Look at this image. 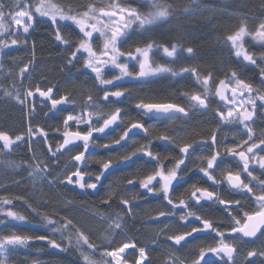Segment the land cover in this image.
<instances>
[{
    "label": "snow or ice",
    "instance_id": "obj_1",
    "mask_svg": "<svg viewBox=\"0 0 264 264\" xmlns=\"http://www.w3.org/2000/svg\"><path fill=\"white\" fill-rule=\"evenodd\" d=\"M144 3H148L151 10L143 13L138 8L122 7L119 4H111L106 10L101 7L97 10L94 5L87 6L86 10L82 13L73 11L69 8L67 11L58 4L53 3L52 0H36L33 7L31 3L25 2V0H9V3H5L4 0H0V34L10 35L18 37L21 33L25 36V39L12 38L10 42L0 39V53L4 49L12 46L26 45L28 43L26 37L30 35V30L34 28L35 20L37 18H47L53 25H59L61 22H70L80 34L82 38L75 44V48L71 51L70 57L67 60L69 66H74L75 62H78V54H87V58L83 62V67L86 70H90L94 73V78L99 81L102 86L113 85L118 83L121 79L127 77L134 80L145 81L149 78L161 76L164 74H170L175 77L190 73L196 77L198 85L203 87V95L194 94L188 96L184 93L185 97L190 100L193 108L199 111H207L211 101L210 84L214 82L212 73L200 77V74L196 68H182L180 72L173 71L172 68L163 64H157L154 66L150 53L153 51H162L165 57L175 58L179 53L186 51L189 55L194 53L192 47L187 49L182 48L178 44H172L170 47L167 45L157 46L153 42H148L143 46H136L133 50L122 51L129 43H135L136 37L148 31L151 26L156 25L158 22L166 20L170 15V6L161 2V0H143ZM8 20L9 24L5 25L4 20ZM250 35L247 31L246 25L241 26L234 32V34L228 35L225 43L231 45L234 50L235 56L243 61L251 64H257V58L247 53L243 47V41L246 36ZM252 38L259 42H264V22H261L254 34H251ZM55 39L62 42L66 46H70L71 42L65 39L61 35L60 28L55 29ZM96 39H102V47L97 51L93 47V41ZM264 61V55L259 57ZM123 61V62H121ZM136 63L138 65V71L133 74L129 69L130 63ZM0 68H3V64H0ZM105 68H114L119 71V75L113 77V79H104ZM29 71V64H25L20 69L19 75L23 77ZM261 85L264 86V69L260 72ZM15 88V86H13ZM230 92L231 98L226 93ZM256 89L253 88L251 83L245 82L240 79L236 71H231L227 80L220 79L215 88V95L219 98L218 102L225 103L227 106V115L223 111H217L214 113L218 116L221 122L229 125H241L245 130L247 139L242 141L244 150H237L240 147L238 144L236 147H228L225 151H213L210 157H201V164L198 166L199 171L208 181L212 182L214 187H219L222 183H226L231 192L239 193L241 196L247 197L253 202L255 207L249 211H243L246 207L245 203L241 200H225L220 197L216 191H210L208 188H196L191 193V197L197 205L202 201L216 203L220 205L228 214L232 226L228 229V234L234 236L236 239L243 240L244 238H256L258 234L264 237V179H259L253 175L252 165H258L261 170H264V156H259L257 159L258 151L264 150V139H261L258 143H249L254 140L253 129L250 126V122H254V116L257 108V101L260 102V107L264 108V95H257ZM36 93L40 98H44L45 101L50 102V112H54L58 109V106L74 103L70 96L64 95L59 99L53 98V88L49 87L46 91L37 87L34 91L28 89L24 92L16 89L15 95L12 92L5 90V96L15 100L21 107H24L26 114L29 117L34 116L36 105L35 98ZM247 94V96H246ZM125 95L123 91H115L109 93L104 92L103 100L109 101V99L119 100ZM92 96L89 95L86 100V104L92 105ZM138 110L144 112L147 116L155 118L169 117L175 118L176 116H188V111L177 103H144L140 102L136 105ZM251 108V110H249ZM47 115V114H46ZM95 117V120L93 119ZM121 117V109L116 108L113 113L106 118L99 113L87 111L85 109L83 114L68 115L63 120L65 129L69 128L70 122L76 125L77 129L82 125H86L88 130L82 132L65 130L63 132V143L59 144L55 150L52 149L50 144L47 145V152L49 153V159L54 163L50 167L49 164L41 159L35 165L25 161L26 167L23 169L28 173L29 178L36 182H47L49 185L60 184L63 187L69 185L73 188H78L82 192L96 193L100 187H102V178L110 172L115 166L111 159L104 161L101 165L99 174L93 176L85 169L87 167V161L91 157L90 148L95 145V136L106 135L107 130H110L113 125H116ZM102 120V124L99 121ZM99 124V126H97ZM137 130L147 134L148 130L142 123H132L118 140L113 141L112 144L102 145L106 150H111L116 146H121L122 142L126 143L130 134L135 133ZM58 131V130H57ZM33 138H42L47 144L48 133L44 129H34L29 122V126L26 132H22L14 137L9 135L6 131H0V149L12 150L14 147L21 146L23 144L28 145V151L32 153L35 159V153L32 150ZM161 142L172 143L170 137L162 135L158 137ZM77 142L82 144L83 150L78 151L71 157L72 164H66L65 168L56 175H53L52 169L59 167L58 159L63 154V151L70 150L69 146H78ZM202 143H210L213 149L217 144V133L213 132L211 141H202ZM151 143L147 146H142L136 151L131 152L129 155L123 157L119 164L129 165L135 158L146 157L148 163H155L159 167L152 173L147 175L144 179L138 181V185L141 189L145 190L147 194L156 195L159 191L167 205L170 206V210L160 211L156 217L151 220H158L160 217L174 216L179 210V220L187 223H191L192 219L197 221L201 226L192 227L191 231H185L182 234L167 236V241L174 242L175 246L183 247L188 242V239L193 237L194 234H198L204 231H211L219 237V243L215 247L201 248L199 250L198 258L193 260L191 264H235V254L237 247L233 243L225 241V231H219L214 227L213 221L209 219H202L196 212L188 210V202L185 199H179L178 203H175L170 198V190L174 186V182H179L183 179L178 173L183 170V167L187 166V157L194 151V145L185 143L179 147L181 158L174 161V167L167 169L162 163L158 154H154L151 150ZM224 157H230L241 166V171H227L224 175V180H217L213 173L216 171L220 163L223 162ZM206 165V166H205ZM14 168H19V165L12 164ZM69 166H74L75 171L67 173ZM246 174L248 182L242 178V175ZM19 183V181H18ZM159 184L157 190L155 184ZM128 185H134L133 180L127 181ZM21 200L24 198L21 197ZM113 194L109 193L108 198L103 200V204L111 208V201ZM121 206L124 207L129 215L132 212V201L129 199L120 198ZM14 203L11 199H5L0 196V226L9 222L27 223L26 217L10 210L5 211L4 206H12ZM46 203V202H45ZM66 204H71L70 201H66ZM30 207V205H29ZM235 209V213L233 212ZM34 215H36L42 222L45 228L50 229L51 235H59L62 238H66L68 245H73L75 248L80 249V256L82 264H98L94 259H91L90 252L98 251V246L90 242L89 235H86L84 231L80 230L71 219L67 217H61L60 219H54L52 216L44 215L40 209H31ZM238 213L239 215H237ZM96 215V214H93ZM99 218L102 222L108 225L107 231L111 233L106 237L107 244L104 252L101 254L103 258V264H128L127 255L132 253H138L135 260V264H151L148 257L146 247L137 248L135 241L123 243L119 247H112L114 243L113 236L123 231L124 217L121 215H100ZM167 227V225L165 226ZM164 232V229L160 233H157L159 237ZM46 241L52 248L67 251L66 247H63L61 243H57L55 239H50L48 236H38L33 238L32 236H25L19 234L2 235L0 237V264H6L7 253L9 249L15 250L20 247H26L30 241ZM159 239H153L152 245L159 246ZM88 251H83V249ZM211 254L212 259H207ZM264 257V251L251 250L247 252L245 257L246 264H254L249 258ZM110 258V259H109ZM179 258L174 254L170 255L165 260L164 264H178ZM179 264H184L183 261H179ZM264 264V262H262Z\"/></svg>",
    "mask_w": 264,
    "mask_h": 264
},
{
    "label": "trees",
    "instance_id": "obj_2",
    "mask_svg": "<svg viewBox=\"0 0 264 264\" xmlns=\"http://www.w3.org/2000/svg\"><path fill=\"white\" fill-rule=\"evenodd\" d=\"M4 2L9 3V0ZM25 2L31 3L34 7L36 0H25ZM52 2L60 4L65 11L71 8L80 13L89 5H94L97 10L101 7L108 10L114 3L122 7L138 8L143 13L151 10L150 5L143 0H52ZM161 2L170 6L169 17L139 34L136 42L129 43L121 49L122 51H134L136 46H143L148 42H153L157 46L170 47L172 44H178L184 49L192 47L193 54L189 55L184 51L174 59L163 56L160 51H153L151 60L154 66L163 64L176 72H180L182 68H196L201 78L212 73L214 82L210 84L211 101L208 110H226L223 104L218 102L215 88L220 79L227 80L231 71H236L240 79L251 83L257 90L255 94L264 95V86L261 85L260 78L264 61L259 59L264 55V45L256 43L252 37L245 40L248 53L257 58V64L251 65L238 59L229 44L225 43L227 36L234 34L241 24L246 25L250 35L256 32L258 25L264 22V0H161ZM5 22L9 23L7 19ZM57 27L60 28L61 35L71 42L70 46L55 39ZM12 38L25 39V36L5 35L0 39L10 42ZM81 38L82 34L73 26L62 23L53 25L49 20L37 18L32 32L26 37L28 41L26 45L12 46L0 53V64H3V68H0V131H6L14 137L26 132L30 122L34 129L42 128L48 133L47 144L42 138H33L32 150L35 153V159L28 151L27 144L14 147L10 151L0 149V196L14 201L12 206H4V210L7 211L10 208L11 211L24 215L28 221L27 223L9 222L0 226V237L13 233L33 238L48 236L68 249L60 251L52 248L46 241L33 240L28 246L21 247L22 249L17 253H10L6 264H82L81 250L68 245L66 238L59 235L52 236L50 229L45 228L41 220L31 211L36 208L40 209L42 214L52 216L54 219L61 217L71 219L80 230L89 235L90 242L98 246V251L89 253L90 257L96 256L94 260L98 264H103L100 252L106 246L102 243L105 240L106 223L98 220L95 215L83 211L89 208L94 210L96 205L93 203L98 202V198L89 196L84 202L76 198L70 200L69 194L61 193L59 184L49 185L47 182L40 181L34 184L28 173L23 170L26 167L25 161L35 165L43 159L50 167L53 165L54 161L48 158L47 145L50 144L55 150L62 143L65 131L63 120L67 115L83 114L87 109L101 116H107L119 108L121 114L130 112L133 113L135 120H140V114H135V106L140 102L177 103L188 110V103L184 104L190 100L183 94L187 93L188 96L204 94L203 87L197 84L196 77L190 73L175 77L164 74L149 81L126 77L124 81L102 86L94 78V73L84 69L85 55L78 54V62H75L74 66H69L67 63L71 51ZM25 64H29V71L21 77L20 69ZM129 69L133 74L139 70L134 62L129 64ZM118 75V70L108 68L104 70L103 78L113 79ZM37 87L44 91L52 87L53 98L59 99L61 96L68 95L74 103H70L67 110L50 112L48 101L42 103L44 98H40L36 93L35 113L34 116L29 117L24 107L4 94L7 90L14 96L16 89L24 92L28 89L34 91ZM105 91L109 93L123 91L125 95L119 100L104 101ZM89 95L93 98V106L86 104ZM259 105L257 101L256 110L264 111V108ZM192 110L199 111L193 107ZM93 119L95 120V117ZM261 119L264 120V116ZM252 126H264V124L259 125L253 122ZM173 127L174 130L167 132L174 133L177 145L209 135L211 128L213 129L216 125L214 118L200 115L192 116L186 122L179 121ZM86 128V125H82L77 129L75 125L73 130L86 132ZM238 134L232 132L231 136L237 137ZM97 158L101 159L100 156L91 155L89 164L94 165L92 161ZM60 162L59 158V168L62 167ZM12 164L20 167L14 168ZM56 168L52 169L53 175L57 173ZM21 197L24 199L21 200ZM66 201H70L71 204H66ZM132 233H134L133 230ZM142 241L144 240L135 239L137 247H143ZM109 249L111 250V247ZM83 251L88 250L85 248ZM161 255L163 254L158 251L151 253V264H158Z\"/></svg>",
    "mask_w": 264,
    "mask_h": 264
},
{
    "label": "flooded vegetation",
    "instance_id": "obj_3",
    "mask_svg": "<svg viewBox=\"0 0 264 264\" xmlns=\"http://www.w3.org/2000/svg\"><path fill=\"white\" fill-rule=\"evenodd\" d=\"M151 58V53H150ZM154 78V77H153ZM153 78L149 79L152 80ZM145 80V81H149ZM231 98L230 92L226 93ZM219 99V98H218ZM151 103V102H144ZM188 103V116H176L175 118L161 117L155 118L152 116H147L143 111L138 110L135 106L136 113L140 114V120H135L133 113L128 112L121 114L120 120L116 125H113L110 130H107L106 135L95 136V145L90 148L91 155L101 157L100 160L95 159L94 165H90V159L87 161L86 171L90 172L93 176L99 174L101 165L104 161L111 159L115 166L102 178V187L96 193L92 192H82L78 193L71 185L63 187L59 184V189L63 194H69L70 200L76 198L80 201H86L89 196L98 198V202H94L96 205L94 210L92 208L83 209L85 213L96 214V218L100 215H121L124 217L123 220V231L116 234L115 240L112 247H119L123 243H128L135 241V239H143L142 246L146 247V251L149 259L150 254L154 251L161 252V260L158 264H164L165 260L168 259L170 255H175L179 258V261H183L184 264H191L193 260L198 258L199 250L201 248L215 247L219 243V237L215 233L209 231L200 232L193 235V237L188 239V242L184 244L183 247L175 246L174 242L167 241V236L182 234L185 231H191L192 227H200L201 225L192 219L191 223L182 222L179 220V210L174 216L160 217L158 220H151V218L156 217L160 211H169L170 206L167 205L166 201L163 199L162 194L157 191L156 195L147 194L145 190L141 189L138 185V181L144 179L147 175L152 174L159 165L155 163H148L146 157L135 158L129 165H121L119 161L123 159L124 156L129 155L131 152L136 151V149L147 146L151 143L150 150L154 154H158L162 163L166 166V170L174 167V161L181 158V153L179 147L183 144L175 143V136L173 132H167L169 130H174L173 125L179 123V121L186 122L189 118L197 117L200 115H206L208 117L215 119L216 127L211 128L209 135L204 137H197L188 144L194 145V151L187 157V166L183 167V170L178 173L180 177H183L179 182H174L173 188L170 190V198L173 199L175 203H178L179 199H185L188 202V210L196 212L202 219H209L213 221L214 227L219 231H225V241L235 244L237 247V252L235 254V264H246L245 257L248 251L257 250L264 251V237L258 236L249 240L244 238L242 241L236 239L234 236L228 234V229L232 226L231 221L227 212L218 204L202 201L201 204L197 205L194 198L191 197V193L195 191L196 188H208L210 191H216L222 199L225 200H241L242 203L246 204L243 211H249L255 207L253 202L247 197L241 196L239 193L231 192L226 183H222L219 187H214L212 182L208 181L199 171H197L198 166L201 164V157H210L213 151H225L228 147H236L240 145L237 150H244L246 148L243 146L242 141L247 139L245 130L241 125H229L227 123L221 122L216 113L217 111H223L227 115V106L223 104L226 110H207L193 112L191 102L186 101L184 105ZM260 104V102H259ZM68 104L66 109H60L58 111H64L69 108ZM57 111V112H58ZM114 112V111H113ZM112 112V113H113ZM68 116V115H67ZM75 116V115H74ZM108 116V115H107ZM103 116V117H107ZM264 116V111L256 110L254 116V122L259 125L264 124V120L261 117ZM102 120L99 124H102ZM132 123H142L147 128V134L137 130L135 133L130 134L127 138V142H122L121 146H116L111 150H106L102 145L112 144L113 141L118 140ZM253 122H250V126L253 129L254 140L249 143H258L261 139H264V126H252ZM97 124V126H99ZM75 126V125H74ZM74 126L71 127L70 131H75ZM65 128V127H64ZM66 130V129H65ZM88 128H86V131ZM213 132L217 133V144L216 148L213 149L210 143H202V141H211V136ZM239 133L237 137H232L231 133ZM166 135L170 137L172 143L161 142L158 137ZM70 150L63 151V154L59 156L62 163V167H57V173H60L66 164L71 165V157L74 156L78 151H82V144H78ZM264 149V146H262ZM259 156H264V150H257ZM71 153L73 154L71 156ZM110 158H107V157ZM206 166V165H205ZM253 175L257 176L259 179H264V170H261L258 165H252ZM241 171V166L237 164L236 161L232 160L230 157H224L223 162L219 164L213 175L217 180L223 181L224 175L227 171ZM75 171L74 166H69L67 173ZM56 173V174H57ZM245 182H248V177L246 174L242 175ZM133 180L134 185H128L127 181ZM156 189H159V184H155ZM109 193L113 194V199L111 201V208L106 207L102 202L108 198ZM66 196V195H65ZM78 196V197H77ZM129 199L132 201V212L129 215L124 207L121 206L120 198ZM235 213V209H233ZM239 215L238 213H236ZM102 221V220H101ZM107 225V224H106ZM167 225V227H165ZM164 229V232L158 237L157 233H160ZM132 230L134 233H132ZM153 239H159V246L152 245L151 241ZM139 248V247H137ZM104 252L101 251L100 255ZM137 253H132L130 256L136 258ZM250 259V258H249ZM254 264H262L264 262V257L251 258Z\"/></svg>",
    "mask_w": 264,
    "mask_h": 264
},
{
    "label": "rangeland",
    "instance_id": "obj_4",
    "mask_svg": "<svg viewBox=\"0 0 264 264\" xmlns=\"http://www.w3.org/2000/svg\"><path fill=\"white\" fill-rule=\"evenodd\" d=\"M41 19H44V20H48L47 18H41ZM4 23H5V25H7V23L5 22V20L3 21ZM62 24H64V25H70V26H72L71 24H70V22H61ZM9 24V23H8ZM74 27V26H73ZM32 30L33 29H31L30 30V33L32 32ZM22 34V33H21ZM23 35V34H22ZM2 36H5L4 34H0V38L2 37ZM24 36V35H23ZM29 36V35H28ZM248 37H252V35H248V36H246L245 38H244V41H243V47H244V49L247 51V49H246V47H245V40L248 38ZM254 40V39H253ZM98 41V39H96V40H94L93 41V47L97 50V51H99L100 50V48L102 47V43H103V41H102V39H99V41ZM256 43H258V44H263L264 45V42H259V41H256V40H254ZM229 46L231 47V45L229 44ZM98 48V49H97ZM4 50H6V49H4ZM233 50V49H232ZM234 51V50H233ZM247 53H248V51H247ZM160 54H162L163 56H164V54L162 53V51H160ZM249 54V53H248ZM83 55H85L86 56V58H87V54L86 53H84ZM0 58H1V54H0ZM240 59H242V58H240ZM122 62V61H121ZM106 69H108V68H105V70ZM112 69H114V68H112ZM117 70V69H116ZM90 71V70H89ZM149 79H151V78H149ZM149 79H147V80H149ZM122 81L123 80H126V77L125 78H123V79H121ZM246 96H247V94H246ZM249 110H251V108L249 109ZM71 125H74V124H72L71 122H70V125H69V128L68 129H66V130H71ZM105 228V235H104V238H106V237H108V236H110L111 235V233H109L108 231H107V228H108V225H106V227H104ZM115 237H116V235H114L113 236V240H115ZM103 244H107V240L105 239L103 242H102ZM22 248L20 247V248H17V249H15V250H12L11 248L9 249V251H8V253H7V258H8V255L11 253V254H15V253H17L19 250H21ZM110 250V249H109ZM137 255H138V253H137ZM137 255H136V258H137ZM96 258V256L95 257H93V258H91V259H95ZM136 258H134V257H132V256H130V255H127V260H128V264H135V260H136ZM110 259V258H109ZM7 260V259H6Z\"/></svg>",
    "mask_w": 264,
    "mask_h": 264
},
{
    "label": "water",
    "instance_id": "obj_5",
    "mask_svg": "<svg viewBox=\"0 0 264 264\" xmlns=\"http://www.w3.org/2000/svg\"><path fill=\"white\" fill-rule=\"evenodd\" d=\"M68 106V104H65V105H61V106H58V109H65L66 107ZM64 139V138H63ZM77 144H80L79 142H77ZM71 147H75V146H69V148ZM73 187V186H72ZM75 190L78 192V193H82V191L78 188H75ZM249 240H252L253 238H247ZM207 259H212L211 257V254H209V256L207 257ZM251 259V258H250Z\"/></svg>",
    "mask_w": 264,
    "mask_h": 264
}]
</instances>
